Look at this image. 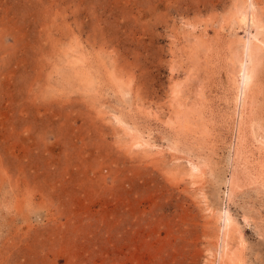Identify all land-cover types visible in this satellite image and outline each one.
Returning a JSON list of instances; mask_svg holds the SVG:
<instances>
[{"label": "rangeland", "instance_id": "rangeland-1", "mask_svg": "<svg viewBox=\"0 0 264 264\" xmlns=\"http://www.w3.org/2000/svg\"><path fill=\"white\" fill-rule=\"evenodd\" d=\"M249 33L264 0H0V264H264Z\"/></svg>", "mask_w": 264, "mask_h": 264}, {"label": "bare ground", "instance_id": "bare-ground-1", "mask_svg": "<svg viewBox=\"0 0 264 264\" xmlns=\"http://www.w3.org/2000/svg\"><path fill=\"white\" fill-rule=\"evenodd\" d=\"M242 13V16L244 17V19L245 20H247V18H248V12H244V11H242L241 12ZM252 15V14H251ZM240 16H241V14H240ZM242 17V18H243ZM250 19H251V17H250ZM249 22V21H248ZM247 22V23H248ZM250 23H251V21H250ZM249 23V24H250ZM256 26V24L254 23V22H252V27L251 28H253V27H255ZM256 28V27H255ZM255 32V31H254ZM248 34V33H247ZM242 47V46H241ZM243 47L245 48V50L247 51L246 52V54H247V58H248V56H249V58L250 57H252L253 56V54H254V50H261V51H264V41H262V40H260L259 38H258V36H257V34L256 33H249V36H248V39H247V41H244V45H243ZM245 52V51H244ZM251 59V61H252V58H250ZM248 61V60H247ZM245 62V61H241L240 62V72H239V83H238V90L240 91V94H241V96L243 97V100H245L244 98H245V95H246V91H247V89L249 88V86H250V84H251V82H252V78H253V76H252V68H250V64L251 63H249V62ZM253 66V65H252ZM252 69V70H251ZM255 71V70H254ZM194 169V168H193ZM196 169H197V167H196ZM225 220H226V222H228V226H229V224L231 223L230 222V217H229V215L227 214V216H226V218H225ZM225 224V223H224ZM226 225V226H227ZM227 226V227H228ZM224 227H225V225H224ZM225 229H226V227H225ZM225 233V232H224Z\"/></svg>", "mask_w": 264, "mask_h": 264}]
</instances>
